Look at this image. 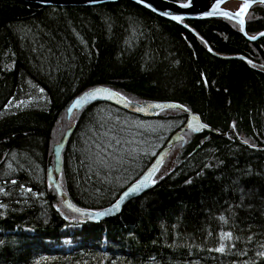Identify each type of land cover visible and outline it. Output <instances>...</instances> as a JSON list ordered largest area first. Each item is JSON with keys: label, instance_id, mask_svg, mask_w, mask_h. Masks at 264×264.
Masks as SVG:
<instances>
[{"label": "trees", "instance_id": "trees-1", "mask_svg": "<svg viewBox=\"0 0 264 264\" xmlns=\"http://www.w3.org/2000/svg\"><path fill=\"white\" fill-rule=\"evenodd\" d=\"M245 19L248 33L263 30L264 5ZM95 84L179 102L218 132L184 129L157 183L93 221L63 206L46 181L50 146L65 127L73 123L58 178L79 207L111 203L152 158L109 144L118 121L139 114L98 100L67 122L68 102ZM34 87L41 99L4 109ZM185 115L152 116L171 122L160 145ZM0 189V264H264V35L248 39L227 17L171 20L133 0H0ZM228 231L241 239L216 252Z\"/></svg>", "mask_w": 264, "mask_h": 264}, {"label": "water", "instance_id": "water-1", "mask_svg": "<svg viewBox=\"0 0 264 264\" xmlns=\"http://www.w3.org/2000/svg\"><path fill=\"white\" fill-rule=\"evenodd\" d=\"M27 1H32V2H36L40 4H48V5H54V4L65 5V4H95V3H100V2H105V1H115V0H97V2L95 3L91 2V0H27ZM133 1L137 2V0H133ZM242 1L244 2V0ZM217 3H218V0H183V1L144 0L143 3H139V4L143 5L147 9L153 11L154 13L159 14L171 20H174L172 19V16H179L181 18H186V19L200 17V16L227 17L223 15L224 11H228L230 13L235 12L229 9L228 7H226L225 6L226 2H223V0H220L219 2V10L214 11V7L216 6ZM184 4H188V7H183L182 5ZM253 4L255 3H252L251 6ZM210 12L213 14L208 15V13ZM246 14L243 16V19H244L243 24H240L237 18H232V19L235 20L239 24V28L242 34H244L248 39L255 40L258 37L262 36L261 33H264V29L254 34L248 33L246 30V19H245ZM183 25L186 26V23L183 22ZM252 37H255V39H252ZM208 50L214 53L215 55H218L221 57L235 56V57H242V58L248 59V57L243 54L225 55V54L218 53L214 51L209 45H208ZM96 88L108 89L109 91L98 94L96 98H88L87 94L93 92ZM115 93H118L119 95H115ZM77 100H80L81 103L79 104L77 108L73 109L72 112L69 113L68 109ZM98 100L107 101L111 104L116 105L117 107L127 110L130 113L139 114L142 117L153 116L158 111L162 109H167V108L181 109L182 111L186 113V115H185L183 124L178 129L173 130L168 134L165 142L162 145H160L157 148V150L152 154V158L150 162L147 163L144 169L134 179H132L122 188V190L119 192L117 197L111 203L105 206H102V207H98V208L79 207L71 203V201L69 200V198L67 197V195L65 194V192L62 190L60 186L58 175H59V172L62 166L61 165L62 164L61 151H62V148L65 144V141L70 131L72 130L73 123H70L69 125H67L65 129L63 130V132L59 135L58 139L54 141L50 146V155L47 158L46 181L49 185H51L54 188L56 194L59 197H61V203L63 206H65L67 209L71 211H73L72 210L73 208H78L84 213V215H81L80 212L73 211L81 215L80 219L88 218L90 220L96 221L102 217L112 215L118 212L113 208V205H115L118 201L121 207L122 203L125 200L145 191L151 185L150 181H145V177L149 174L150 170L159 169L163 160L166 158L169 150L172 148L174 144L184 143L185 137L182 134V131L184 129L189 130L192 133H199L202 130L218 132V130L215 127L210 126L206 124L204 121H202L200 115L196 113L195 111H192L186 108L185 106L183 108L179 107L182 105L179 102L172 101V100H156V99H140V100L129 99L125 95H123L120 91L115 90L112 87H109L108 85H104V84H95L93 86H90L80 91L78 94H76L68 102L65 108V118L67 120L70 119L71 115L74 112H78L84 105H86L87 103L93 102V101H98ZM150 105H159L160 107H149ZM170 105H172L173 107H169ZM141 108L143 109L142 111L138 110ZM189 125H191V127H189ZM203 125H207V127H203ZM197 128H199V131L194 130ZM156 172L154 173L153 177L155 176ZM142 181L145 183H148L149 186L142 189L139 193H134L129 197L121 199V197H123L124 192H126L133 185H136L138 182H142ZM68 205H71V207H69ZM108 209H112L111 214L99 216V213L104 212L105 210H108Z\"/></svg>", "mask_w": 264, "mask_h": 264}, {"label": "rangeland", "instance_id": "rangeland-1", "mask_svg": "<svg viewBox=\"0 0 264 264\" xmlns=\"http://www.w3.org/2000/svg\"><path fill=\"white\" fill-rule=\"evenodd\" d=\"M228 4L235 5V1ZM40 89L42 88L34 87L31 89V92L29 94H26L21 98H11L10 101L4 106V109L21 107L27 105L28 103H31L32 101H38L43 97ZM71 121L72 118L70 120H67V122ZM118 123L120 136L117 140L114 137H109V144L111 146H116L119 143L121 145H119L120 147L129 148L136 153L141 151L148 152L150 154H153L157 150L160 145V139L163 137L164 132L171 126L170 120L157 119L152 116L143 117L141 119L125 117L122 120H119ZM173 146L166 156L168 157L165 161L167 165L163 166V168L161 169L162 171L166 170V168H169L174 162V154L176 148L173 149Z\"/></svg>", "mask_w": 264, "mask_h": 264}, {"label": "snow or ice", "instance_id": "snow-or-ice-1", "mask_svg": "<svg viewBox=\"0 0 264 264\" xmlns=\"http://www.w3.org/2000/svg\"><path fill=\"white\" fill-rule=\"evenodd\" d=\"M91 2L95 3L97 2V0H91ZM137 2L139 3H143L144 0H137ZM219 2L220 0H218V3L216 4V6L214 7V11H217L219 10ZM223 2H227V0H223ZM252 3H259L260 5H264V0H244V2L240 5L239 9L235 12H228V11H224L223 12V15L227 16L228 18L232 19V18H237L238 19V22L240 24H243L244 23V19H243V16L247 13V10L251 7V4ZM183 7H188V4H184L182 5ZM213 13H208V15H212ZM172 19L174 20H179L181 19V17L179 16H172ZM243 30V29H242ZM261 35H264V33H261ZM252 39H255V37H252ZM41 92H43V89H40ZM109 90L108 89H101V88H96L93 92L87 94L88 98H96L98 94L102 93V92H108ZM115 95H119L118 93H115ZM81 103L80 100H77L75 103H73L71 105V107L68 109V112L71 113L73 109L77 108L79 106V104ZM149 107H160L159 105H150ZM169 107H173L172 105H170ZM181 108H183L184 106H179ZM138 110H143L142 108L141 109H138ZM189 127H191V125H189ZM203 127H207V125H203ZM195 131H199V128L197 129H194ZM158 171V169H153V170H150L149 174L145 177V181H150V183L152 185H154L155 183H157V181L155 179H153V175L154 173ZM163 177H161L162 179ZM190 182V181H189ZM13 183H15V181H13ZM149 184L148 183H145V182H138L136 185H133L131 188H129L126 192H124L123 194V197H121V199L123 198H126V197H129L131 196L132 194L134 193H139L142 189L148 187ZM3 189H0V192H2ZM27 191H31V189H28ZM244 197L241 196V200L243 201ZM69 207H71V205H68ZM0 207H4V205H0ZM113 208L116 210V211H119L120 209V203L119 201L113 205ZM73 211H77V212H80L81 215H84V213L78 209V208H73L72 209ZM112 213V209H108V210H105L104 212H101L99 213V216H104V215H108V214H111ZM98 218V217H97ZM219 219L221 221H224L225 223H227V221L225 220V217L223 215H221L219 217ZM234 239L236 240H239L241 239L240 237H235L233 236V232L231 231H228V232H222L220 234V246L215 248V251L216 252H219V253H224L226 251V245L224 243V241H233ZM248 241H252L253 237L252 236H248L247 237ZM232 247H234L235 245H231ZM261 249H264V243H262L260 245ZM242 254H246V253H242ZM257 255L261 256V257H264V250L262 251H259L257 253Z\"/></svg>", "mask_w": 264, "mask_h": 264}, {"label": "bare ground", "instance_id": "bare-ground-1", "mask_svg": "<svg viewBox=\"0 0 264 264\" xmlns=\"http://www.w3.org/2000/svg\"><path fill=\"white\" fill-rule=\"evenodd\" d=\"M234 1H235V5L228 4V3L234 2ZM242 3H243L242 0H229L225 3V6L228 7L229 9L233 10V11H237Z\"/></svg>", "mask_w": 264, "mask_h": 264}]
</instances>
